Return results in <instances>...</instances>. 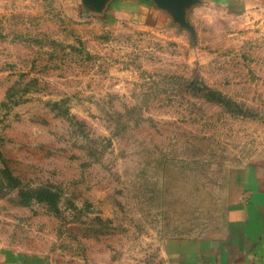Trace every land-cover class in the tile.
I'll use <instances>...</instances> for the list:
<instances>
[{"label":"rangeland","instance_id":"obj_1","mask_svg":"<svg viewBox=\"0 0 264 264\" xmlns=\"http://www.w3.org/2000/svg\"><path fill=\"white\" fill-rule=\"evenodd\" d=\"M263 159L264 0H0L5 245L212 264L229 179ZM244 243L225 264H264Z\"/></svg>","mask_w":264,"mask_h":264},{"label":"crops","instance_id":"obj_2","mask_svg":"<svg viewBox=\"0 0 264 264\" xmlns=\"http://www.w3.org/2000/svg\"><path fill=\"white\" fill-rule=\"evenodd\" d=\"M229 180L228 221L233 227L232 225L231 228L229 227L230 233L229 236L227 233L228 238L225 241H223V228L218 236L206 241V247L215 246L222 250L211 257L212 264L228 262L227 249L230 251L236 249L237 252L238 248L245 245L244 241L249 242L253 248L264 245V159L249 163L241 170L235 171ZM244 258H240L239 261ZM0 264H43V262L28 252L5 245L0 240Z\"/></svg>","mask_w":264,"mask_h":264}]
</instances>
